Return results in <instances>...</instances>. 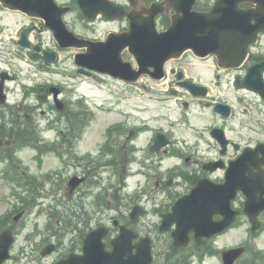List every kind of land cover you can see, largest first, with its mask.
<instances>
[{
  "label": "flooded vegetation",
  "instance_id": "af4514ba",
  "mask_svg": "<svg viewBox=\"0 0 264 264\" xmlns=\"http://www.w3.org/2000/svg\"><path fill=\"white\" fill-rule=\"evenodd\" d=\"M111 1L116 5L123 6L126 11L131 9V0ZM134 1L137 8L141 9L145 5H150L153 0ZM59 2L70 7L71 10L78 6V0H60ZM213 2L214 0H198V3H203V9L210 8ZM242 6L249 8L253 5L243 4ZM171 11L173 12V10ZM5 12L7 10L0 6V13ZM160 19L164 23L168 22L170 14L164 13L160 15ZM1 22L2 19H0V99L5 98L6 100L0 104V151L5 154L11 146L21 148L25 145L47 150V146L54 140L46 134L50 130V123H60L65 117L68 132L64 133V130H60L63 135L60 144L67 148L72 143L69 139L71 137L69 130L73 124L71 118L72 104L64 101L68 105L66 112L60 115L56 113L58 106L55 92L59 85L52 77L56 74V71L51 69L52 65L34 62L37 64L39 75L30 77L31 81L25 82L23 76L20 75L21 68L14 62L13 57L22 60L24 55L26 56V49L18 48L19 51H17L15 47H10L7 41H4L6 28L3 27ZM31 26H40L44 29V25L39 20L31 22ZM30 27H27L26 30L30 40L36 45H41L40 41L44 31L34 30L30 32L28 30ZM22 29L18 30L19 35H21ZM32 34H34L33 39L31 38ZM44 50H48V48L44 47ZM26 51H29L27 53L28 57L32 56V50ZM39 54L43 55V51L39 50ZM124 55L126 60H133L128 52ZM186 56L193 55L188 53ZM263 59L264 33L260 35L258 42L251 47L249 57L242 67L239 70L227 71L234 77V86L237 88L232 95L234 98L233 103L231 102L232 98L226 100L218 98V94L211 86V84H214L217 87L221 84L222 74L215 65L205 66L197 76L193 73L194 67L189 64L182 65V68L175 65L172 67L170 84L166 91L176 95L177 98H182L183 104L184 101L188 100L185 99V96H188L190 99L188 100L189 104L196 101L199 106L208 108L211 127L202 131L195 129V143L192 150H186L188 142L183 139L181 146L185 151L176 152L174 149L163 148L160 152L154 151V156L149 154V148L152 151L151 145L155 140L156 131L152 136L150 147L148 145L147 160L149 161L150 158L155 163L162 164L165 155L177 154L182 158L183 165H171V167L148 165L149 190L153 191L149 192L146 200L130 195H117L112 198V202L108 203V206L112 209L111 212H114L113 215H115L113 224L117 220L114 227L116 231L119 232L122 225L135 230L139 234L138 238L134 239V243L137 245L143 235H149L153 255V260L149 264H204L203 256L206 257L209 252L213 253L216 250L217 234L199 237L196 241V232L189 230L187 244L178 245L175 244L172 234L176 228L175 223H171L168 230H161L164 216L171 213L177 200L190 193L200 180L209 178L216 182L223 181L222 178L226 170H212L214 165H231L245 149H248L249 154H252V161H245L243 165H261L259 169H254L252 173L260 180L264 177V152L254 151L258 146L264 148V95L249 88L241 90L238 87L239 83L242 82L240 78L244 79L249 69ZM189 79L200 85L208 86V95L205 98L197 97L180 86L183 81ZM249 82L252 85L257 84L255 73L252 74ZM11 83H17V85L12 86ZM59 87L63 96V87ZM237 90H241L243 93L241 94ZM198 93H202V89H198ZM217 103H226L230 106V109L224 106L221 107L222 111H229L228 115L223 116V112L221 114L215 110V104ZM140 131L141 129L133 128L127 118L111 121L105 129L106 138L101 144V148L112 155L109 162L114 163L121 169L126 165H131L135 159L134 153L137 150L135 140ZM219 135L222 136L221 140ZM80 174L85 177V183H88L89 171L83 169ZM247 174L251 173L247 172ZM100 196H95V205L91 207L93 211L88 210L87 214L91 212L93 217H97L95 214L100 212L105 214L104 200ZM135 208H137V212L135 220H133L132 213ZM192 208L191 202L184 203L180 207V214L185 215L192 211ZM148 217L149 222H146ZM219 219H221L220 215L215 214L213 216V220L217 221ZM194 221L193 218H182L183 228L189 229V223ZM262 231L263 229L252 233V237L259 238ZM75 250L80 251L77 248ZM254 264L260 263L258 260H254Z\"/></svg>",
  "mask_w": 264,
  "mask_h": 264
},
{
  "label": "rangeland",
  "instance_id": "374dc122",
  "mask_svg": "<svg viewBox=\"0 0 264 264\" xmlns=\"http://www.w3.org/2000/svg\"><path fill=\"white\" fill-rule=\"evenodd\" d=\"M22 20L25 19L18 16H7L6 23L10 28V35H12V31H16L22 23H25ZM67 20L78 34L92 38L105 37L107 33L120 29L124 24V21L107 22L102 19L95 23H89L81 17L79 9L73 10L67 16ZM47 41L50 45L53 44L49 35ZM75 52V49L60 51L59 61L54 67L56 74L52 77L57 83L64 86V97L74 102L73 108L78 110L82 103L84 108L88 107L92 111L93 118L88 126L80 132L73 152L66 154L50 152L39 157L35 150L26 148L15 155L14 161L0 162V217L10 216L11 221H14L13 216L17 211H20L22 207L27 209V213L19 221H16L18 234L12 249L13 256L5 264H54L60 255L72 247H78L82 231L95 227L99 219H110L111 212L110 209H107L105 214H101V212L95 214L97 217L91 218L88 224H81L82 219L78 220V213L85 214L86 217L88 210L93 211L91 207L95 205L94 197L100 192L103 193L100 198L107 202L111 199L109 194L119 189V193L132 195L135 190L140 194H149L153 191L149 190V180H146L144 174L134 173L128 179V186L122 183L124 178L122 176L120 178L119 174L115 173L117 169L108 161L109 156L101 155L99 146L104 140V128L110 120L123 118L125 117L124 113L128 114L126 118L131 125L146 127L144 123L149 119L154 130L158 127L169 129L172 131L175 141L183 133L181 128L183 126V109L180 100L170 94L167 97L159 98L152 89H146L141 85L127 87L125 84L105 76L92 78L78 74L74 61ZM191 62L189 57L183 61L184 64ZM21 65L24 67L23 75L27 76L30 66L23 62ZM33 70L38 72L37 68ZM201 71V68L194 66L193 73L195 75ZM119 101L120 103H118ZM102 105L107 108L106 112L102 110ZM198 110L200 107L193 105L189 113L192 120L194 112ZM208 122H210L208 116L194 120L195 124L204 125ZM77 124L78 128L74 131L73 136L78 135L81 123L77 122ZM187 133L193 140V131ZM151 135L152 130L144 128L137 138V155L140 160L133 163L131 170L149 165L145 156L148 150V139H151ZM104 160L107 162H103ZM179 162L180 159L170 157L166 158L162 165L166 167ZM84 165L91 166L89 184L83 186L80 191L68 192L66 190L68 176L82 170ZM48 173L51 175L49 176ZM27 174H29V178L36 176L37 180L34 179L33 183L28 185L13 180L15 177L27 178ZM108 189L110 193L107 191ZM235 204L236 206L242 204V198H239ZM248 227L247 219L241 217L236 227L218 238L219 249L239 245L243 242L249 243L247 240ZM49 241H56L60 248L57 252L42 257L41 248ZM254 242L255 244L250 243V248L264 250V235L262 239L254 240ZM252 249L243 262L252 256ZM221 250L219 254L207 256L205 263L223 264Z\"/></svg>",
  "mask_w": 264,
  "mask_h": 264
},
{
  "label": "water",
  "instance_id": "95a60500",
  "mask_svg": "<svg viewBox=\"0 0 264 264\" xmlns=\"http://www.w3.org/2000/svg\"><path fill=\"white\" fill-rule=\"evenodd\" d=\"M85 15L94 19L98 11L103 8H90L86 0H80ZM194 0L186 3L180 0L177 2V14L166 31L158 32L155 24V16L159 8L153 5L147 9L148 15L140 13H129L130 29L120 33L112 32L106 41H92L79 38L69 31L64 24L60 14L58 20L49 23L54 30V35L62 47H86L87 51L78 53L75 57L80 66L108 72L114 76H120L128 80H137L142 73H150L155 78L163 75L164 63L173 57H179L186 49H192L196 54L205 56L216 53L219 65L223 67L238 66L245 58L248 47L257 39L258 33L264 30V0H250L258 2V8L244 10L238 6L239 0H219L210 11H194L192 4ZM4 6L11 9H19L30 15L46 16L53 12L52 0H0ZM234 4L233 8L226 3ZM85 3V4H84ZM47 13V14H46ZM122 13V12H121ZM120 16L123 15L119 14ZM254 20V22H253ZM128 47L134 54L140 69L134 75L127 69V63L123 62L122 51ZM154 67L153 71L149 67ZM129 67V66H128ZM241 169H247L246 165H231L227 180L224 184H217L212 190L205 191L200 184L196 191V214L204 212L209 206L211 214L218 212L225 215V219L218 223L217 230L228 225L236 216L237 211H232L230 201L235 196L237 188H242L247 193L249 183L243 181L238 174ZM79 180H73L75 186ZM261 208H264L263 201L249 199L246 203V211L254 224L255 216ZM20 214L16 217L18 218ZM173 220L178 217L173 213ZM179 222V221H178ZM257 225H255L256 227ZM179 232L177 229L176 234ZM107 228L100 227L91 232L85 240L83 256L71 255L68 259L61 260L57 264H149L151 252L149 242L145 247L139 248L136 255L128 258L127 252L131 247L126 246L131 238L127 231L122 230L121 234L113 240L114 250L107 252L102 242ZM12 236L8 232L0 235V262L9 257V247L12 243ZM185 241L178 240V243ZM53 246L50 245L43 252H50ZM243 248L230 249L225 251L223 256L227 264H233L241 254Z\"/></svg>",
  "mask_w": 264,
  "mask_h": 264
}]
</instances>
